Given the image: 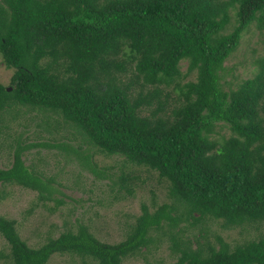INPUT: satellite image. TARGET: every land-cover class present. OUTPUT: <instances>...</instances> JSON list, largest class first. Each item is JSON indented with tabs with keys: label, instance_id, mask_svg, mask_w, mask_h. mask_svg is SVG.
Returning a JSON list of instances; mask_svg holds the SVG:
<instances>
[{
	"label": "trees",
	"instance_id": "obj_1",
	"mask_svg": "<svg viewBox=\"0 0 264 264\" xmlns=\"http://www.w3.org/2000/svg\"><path fill=\"white\" fill-rule=\"evenodd\" d=\"M251 25L264 31V0H0V56L13 69L11 90L0 83V148L22 111L39 112L36 124L52 131L65 123L105 155L155 173L167 190L165 202L142 203L124 239L112 244L79 223L31 247L0 215L9 249L0 257L9 264H49L54 255L82 264L135 256L144 264H264V53L253 77L235 88L224 90L222 75ZM216 124L230 135L213 137ZM21 143L0 168V192L6 185L36 191L56 210L63 201L53 198L52 179L23 160L41 145ZM44 147L73 154L100 178L80 146ZM101 177L117 186L113 199L133 197L132 171ZM213 225L256 235L233 245ZM159 241L174 261L149 262Z\"/></svg>",
	"mask_w": 264,
	"mask_h": 264
},
{
	"label": "rangeland",
	"instance_id": "obj_2",
	"mask_svg": "<svg viewBox=\"0 0 264 264\" xmlns=\"http://www.w3.org/2000/svg\"><path fill=\"white\" fill-rule=\"evenodd\" d=\"M232 16L233 13L230 12ZM234 17H231L232 25ZM227 32V31H226ZM264 31L260 34L258 29L251 25L243 33L240 44L223 64L224 90L233 89L242 80L253 77L256 69V60L264 53ZM181 71L187 69V62H181ZM13 69H7L0 56V83L10 88V79ZM193 76L188 77L192 79ZM44 115L39 112L25 113L22 111L11 123L10 128L3 134L0 148V168H8L12 163V148L16 139L22 145H41L23 152V160L26 166H31L44 176L52 179L53 185L58 189L53 198L63 201L56 210L54 200L42 202L38 200L36 191L22 188L17 185H6L0 192V215L13 219L20 237L31 247H37L45 242L47 237L56 238L60 233L68 229L76 230L80 223L88 225L90 232L107 243H117L124 239L127 229L134 221V217L140 214L142 203L148 205L155 200L158 204L165 202L166 186L158 179L155 173L147 171L144 167H136L125 162L119 155H105L84 143L78 134H74L69 126L60 122V126L52 131L40 126ZM222 124H216L213 137L221 139L230 135V130ZM224 126V125H222ZM69 142L74 147H81L82 152L91 155L100 171V178L92 174L87 166L82 165V160H76L73 154L66 155L62 149L47 148L45 144ZM127 171H132L138 176L135 181L133 197L127 196L123 200L113 199L117 186L102 175H109L116 180L117 177ZM112 187V190H110ZM123 195V192L121 193ZM113 199V200H112ZM112 200V201H111ZM213 231L220 232L222 238L233 245L244 242L255 236L254 231L248 233L239 232L238 229L221 231L215 225ZM195 233V229H190ZM188 231L187 234H190ZM248 234V235H246ZM165 240V239H164ZM212 242L215 240L212 238ZM167 242H156L148 250L149 262L154 260L168 263L176 258L170 254ZM0 252L8 254L6 242L0 236ZM144 252V251H143ZM143 256H135L126 259L125 264H144ZM0 264H9L5 257H0ZM49 264H82L78 257L69 255H54ZM91 264V263H89Z\"/></svg>",
	"mask_w": 264,
	"mask_h": 264
},
{
	"label": "water",
	"instance_id": "obj_3",
	"mask_svg": "<svg viewBox=\"0 0 264 264\" xmlns=\"http://www.w3.org/2000/svg\"><path fill=\"white\" fill-rule=\"evenodd\" d=\"M7 90H8V91H10V90H11V88H8Z\"/></svg>",
	"mask_w": 264,
	"mask_h": 264
}]
</instances>
